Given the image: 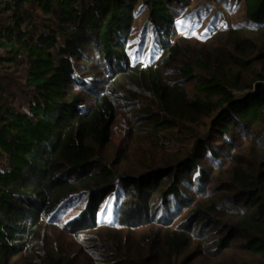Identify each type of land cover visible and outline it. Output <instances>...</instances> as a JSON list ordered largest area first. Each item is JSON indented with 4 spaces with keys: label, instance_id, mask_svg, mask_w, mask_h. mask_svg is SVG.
Returning a JSON list of instances; mask_svg holds the SVG:
<instances>
[{
    "label": "trees",
    "instance_id": "obj_1",
    "mask_svg": "<svg viewBox=\"0 0 264 264\" xmlns=\"http://www.w3.org/2000/svg\"><path fill=\"white\" fill-rule=\"evenodd\" d=\"M191 3L0 0V264H264V0L176 37Z\"/></svg>",
    "mask_w": 264,
    "mask_h": 264
},
{
    "label": "rangeland",
    "instance_id": "obj_2",
    "mask_svg": "<svg viewBox=\"0 0 264 264\" xmlns=\"http://www.w3.org/2000/svg\"><path fill=\"white\" fill-rule=\"evenodd\" d=\"M146 23L147 10L140 11V7H138L135 12V21L129 39V48L131 58L134 61L140 60L149 63L156 59L161 51L159 44L155 40V34L149 26L146 27ZM238 25L252 26V24L248 23L246 17L244 0H192L190 7L183 10L181 16L175 20L173 31L176 37L192 35L204 38L215 30L229 29ZM142 42L143 48L139 53ZM236 95L238 96L239 94ZM55 101H57V98H55ZM66 112H68V109H66ZM46 117H48L47 114H45V118L42 120L41 131L44 130L45 124L48 122ZM209 122L210 120L207 121V123ZM207 129L206 127H202L201 133L204 134ZM122 138V135L116 132L114 144L117 145ZM212 140L216 141L217 138L212 137ZM34 145L35 143L33 142L30 144V146ZM177 147L178 144L175 142H171L167 146L170 152L175 151ZM87 202L86 197L76 199L70 205L62 207L57 214L62 216L66 221L72 220L86 208ZM103 216L106 219L110 217V214L101 215L100 218Z\"/></svg>",
    "mask_w": 264,
    "mask_h": 264
}]
</instances>
